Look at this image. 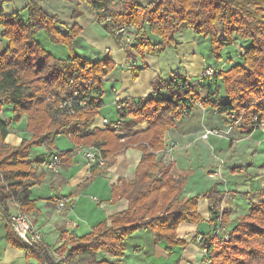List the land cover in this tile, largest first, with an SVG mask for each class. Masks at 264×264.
<instances>
[{
  "label": "trees",
  "instance_id": "obj_1",
  "mask_svg": "<svg viewBox=\"0 0 264 264\" xmlns=\"http://www.w3.org/2000/svg\"><path fill=\"white\" fill-rule=\"evenodd\" d=\"M86 1L105 29L126 49L130 61L144 58L148 52L161 54L176 43V34L184 29L209 40L216 63L232 50L238 52V61L226 69L210 66L214 73L203 74L202 83L178 74L168 79L156 77L152 95L123 101L126 106L118 108L119 119L112 121L118 127L97 126L104 77L116 63L107 57L97 61L80 57L75 40L81 26L75 23L63 32L61 18L49 14L37 2H29L25 19L21 11L5 14L0 5V26L9 41L0 54V223L6 221L7 241L25 249L28 261L57 264L47 245H27L11 226L15 207L25 212L37 208L31 188L43 180V174L37 172L33 148L47 146L62 164L71 162L77 145L99 148L107 162L102 167L92 165L94 180L106 172L118 154L135 147L142 151L136 175L131 180L120 177L112 186L109 200L126 198L128 208L114 214L110 224L102 221L88 235L74 238L69 256L74 264H122L127 241L138 230L151 231L159 243H165L171 256L176 247L188 243L179 236V226L201 223L203 218L198 209L200 195L184 196L186 176L178 174L173 163L163 162L165 133L186 116L177 113L181 106L188 104L189 113L197 106L193 100H202L221 113L234 112L245 121L246 133L264 120V0H152L145 5L135 0ZM118 5L123 6V13ZM79 13L77 8L74 20ZM108 16L111 21H106ZM123 23L133 25V41L126 46L116 35ZM40 33L51 44L67 47L69 56L61 58L51 53L39 41ZM148 67L147 63L136 67L134 77ZM70 98L76 115L65 105ZM140 123L148 126L137 129ZM16 125H24L28 132L14 145L7 137ZM61 133L70 134L76 148L59 149L55 140ZM216 191L213 187L204 195L211 197ZM237 194L245 198L252 195L235 191L230 198ZM231 214L230 207L214 212L209 231L196 233L194 240L203 251L207 249L199 264H264V188L248 213L235 219ZM219 216L221 223L217 221ZM198 235H203V240L198 241ZM100 252L117 259L100 257Z\"/></svg>",
  "mask_w": 264,
  "mask_h": 264
},
{
  "label": "crops",
  "instance_id": "obj_2",
  "mask_svg": "<svg viewBox=\"0 0 264 264\" xmlns=\"http://www.w3.org/2000/svg\"><path fill=\"white\" fill-rule=\"evenodd\" d=\"M30 1L37 2L51 15H58L62 20L59 27L63 32H67L75 23L81 26L82 31L75 40V49L80 57L92 61L107 57L116 63V68L104 77L100 114L95 125L99 123L103 126L104 118L110 121L119 119L118 105L121 101L145 99L152 95V82L156 77L168 79L173 74H178L202 83L201 76L207 67L217 65L226 69L238 61V52L232 50L216 63L209 40L199 36L192 29L178 32L176 43L161 54L148 52L144 58L138 57L135 61H130L126 49L105 29L98 20L96 11L86 0H0V5L5 14L21 11L25 19ZM135 1L145 5L152 0ZM77 8L80 13L74 20L73 14ZM3 31L4 28L0 26V54L5 51L9 42L3 37ZM38 39L55 56H69L67 47L58 49V45L51 44L41 33ZM144 63L149 67L134 77L135 68ZM222 92L226 97L225 91ZM106 109H109V112L105 114ZM244 125L245 121L234 112L221 113L212 106L202 105L195 106L189 115L181 118L175 127L165 133L164 147L175 143L172 150L174 169L187 178L184 196L200 195L198 209L203 221L182 223L178 228L180 235L189 234L188 239H191L198 231L209 230L214 212L223 208H232L231 219L248 213L252 202L259 198V192L264 188V120L247 133L243 130ZM147 126V123H140L136 128L142 130ZM206 130H216L218 133L204 137ZM121 133L125 134V131L122 130ZM67 135L72 141V147L61 150L76 148L71 135ZM62 137L63 134H60L55 140L56 143ZM7 140L17 145L21 137L10 133ZM55 156L57 155L49 152L45 145L36 146L32 151V158L37 161V172L43 174V180L31 188L32 197L37 199V208L29 212V216L34 226L43 232L44 242L49 247L58 245L60 233L66 230H72L77 236L88 235L98 223L107 221L110 224L114 214L128 208L129 202L126 198L109 201L112 197V186L118 183L120 177L128 180L135 177L142 151L131 147L118 154L106 172L94 180H91L92 165L79 155L55 169L41 164L43 159ZM213 187L219 191L214 192L211 197L205 196L204 193ZM235 191L251 192L252 195L245 198L237 194L231 199ZM61 195L73 197L74 202L70 209L59 213L53 197ZM5 225L6 221L2 219L0 264H35V259L28 261L25 249L7 241ZM141 232L143 231L138 230L134 235L137 236ZM144 235L153 238L151 231L145 232ZM128 250L129 248L121 259L122 264H125L124 259H128ZM102 253H99L100 257H109L105 252ZM116 259L111 257L109 260Z\"/></svg>",
  "mask_w": 264,
  "mask_h": 264
},
{
  "label": "built area",
  "instance_id": "obj_3",
  "mask_svg": "<svg viewBox=\"0 0 264 264\" xmlns=\"http://www.w3.org/2000/svg\"><path fill=\"white\" fill-rule=\"evenodd\" d=\"M102 11L107 12L105 8H102ZM110 11H108L109 13ZM106 21H111V17L108 16ZM133 25H127L122 24L119 29L117 30V34L119 37H127L129 42L133 41V34L132 30ZM214 73V69L212 67H207L204 71V75L209 76ZM74 95H78V92L75 91ZM75 98V97H73ZM73 98H70L68 101H66L65 105H68L71 107L70 111L73 115H76V110L73 106L74 100ZM193 104L197 106H202L203 101H192ZM82 105H84V102H81ZM184 104V103H183ZM125 102H120L118 105V108L125 107ZM188 104H184L181 106L177 113L182 115H188L189 112L186 108ZM103 124H113L114 127H118V125L112 121H110L108 118L103 119ZM218 133L216 130H206L203 133L204 137H208V135ZM175 143L172 142L167 148L163 149L162 151V159L163 162L167 165L172 164L174 157L172 154V150L174 149ZM76 154L81 156L88 164L90 165H99V166H105L107 159H105L102 156V153L99 148L97 147H86L83 145H77L76 148ZM41 164L43 166H46L48 168H57L62 164L61 159L58 156H55L53 158H46L43 159ZM53 202L56 205V210L61 213L64 211H67L73 206L74 199L71 196L68 195H61V196H54ZM11 226L15 233L22 239L27 245L29 246H40L44 245L42 242H44V235L43 233L32 224L30 221V218L27 216V213L23 211L20 207H15L11 213ZM220 216L218 217V223H221ZM77 235L72 230H66L59 235V243L58 247H54L51 249V253L53 256L54 261L57 264H73L71 262L70 256H69V248L71 247L72 240L76 238ZM225 238H228V235H225ZM198 241L203 240V235H198L197 237ZM46 245V244H45ZM207 251V249H204V253Z\"/></svg>",
  "mask_w": 264,
  "mask_h": 264
},
{
  "label": "rangeland",
  "instance_id": "obj_4",
  "mask_svg": "<svg viewBox=\"0 0 264 264\" xmlns=\"http://www.w3.org/2000/svg\"><path fill=\"white\" fill-rule=\"evenodd\" d=\"M115 1L121 2V0H115ZM117 7L118 9H120L122 13L124 12L122 5L121 6L118 5ZM116 35H118L117 32H116ZM119 39L122 41V44L124 46H126V44L129 43V40L127 37L126 38L120 37ZM58 47H59L58 49L62 48V46H58ZM237 49L240 50V47L238 45H237ZM104 112L106 114L107 112H109V109H106ZM97 126H102V124L97 123ZM25 132L27 133L28 131L25 130L24 125L23 127L20 125L13 126L11 130V133L17 134L18 138L19 137L23 138L22 136L26 135ZM61 134H63V137L57 141L56 143L57 147L59 149L71 148L72 141L70 137L65 133H61ZM36 168H37V165H36ZM26 213H27V216L30 218L29 212L26 211ZM30 221L32 222L31 218H30ZM207 230L208 229H206V231ZM142 231L143 232H141V234L137 236L133 234V236L130 238L128 242V248H129L128 259L123 260L125 264H199L201 262V259H202L201 254L204 251H202L201 246L194 240V237L196 234L191 239H188L189 234L180 235L178 231L179 236L185 239L188 243L185 247H181V246L176 247L174 249V254L170 256L167 253L165 243H159L156 240L154 235H153V238L150 236L147 237L146 235H144L145 232L149 233L148 230H142ZM42 244L45 245V242H42ZM54 247H58V245ZM54 247H49V248L53 249ZM102 254H105V253L103 252ZM109 257L111 258L112 256L109 255ZM109 257L107 259H110Z\"/></svg>",
  "mask_w": 264,
  "mask_h": 264
}]
</instances>
